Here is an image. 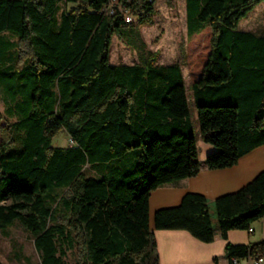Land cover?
Listing matches in <instances>:
<instances>
[{"label":"trees","instance_id":"obj_1","mask_svg":"<svg viewBox=\"0 0 264 264\" xmlns=\"http://www.w3.org/2000/svg\"><path fill=\"white\" fill-rule=\"evenodd\" d=\"M62 1L76 6L58 16ZM107 1L0 0V90L15 119L0 127V232L21 225L41 264H69V255L73 264H160L149 198L202 169L182 67L158 65L136 31L153 24L155 0L128 4L134 24L115 7L103 14ZM262 2L185 0L188 39L211 32L191 86L200 138L215 148L209 170L264 145V37L234 30ZM114 36L139 63H110ZM61 131L71 146H53ZM214 206L217 228L194 193L158 210L154 227L204 243L249 231L264 219V171ZM262 251L264 241L228 243L224 256L233 264Z\"/></svg>","mask_w":264,"mask_h":264},{"label":"rangeland","instance_id":"obj_2","mask_svg":"<svg viewBox=\"0 0 264 264\" xmlns=\"http://www.w3.org/2000/svg\"><path fill=\"white\" fill-rule=\"evenodd\" d=\"M75 4H67L64 1L59 3L58 16L63 12L75 7ZM156 14L151 26H144L136 29L141 40L146 45V51L159 52L158 65L180 64L182 67L185 84L190 96L191 121L194 126V135L197 141L199 160L215 151V148L205 143L200 138L197 112L192 102V84L197 80L206 63L210 52L211 32L209 29L202 34L189 40L186 28V6L185 0H155ZM235 31H245L257 36L264 37V2L256 6L246 16H244L234 28ZM140 62L138 53L125 45L117 36L113 37L110 48V63L113 65L132 66ZM11 105L7 103L0 90V114L4 119L0 127L6 122H14L9 118ZM0 130V141H1ZM72 145L70 137L61 131L53 139L55 147H69ZM211 149L210 151H208ZM131 164L136 162L134 154L127 158ZM210 216L216 220L214 204L210 205ZM264 219L256 222L253 228L258 235L262 234L261 223ZM35 238L26 232L21 225L15 224L4 232H0V261L2 264H41V258L34 244ZM69 264H73L72 255L67 259ZM242 264H247L242 260Z\"/></svg>","mask_w":264,"mask_h":264},{"label":"crops","instance_id":"obj_3","mask_svg":"<svg viewBox=\"0 0 264 264\" xmlns=\"http://www.w3.org/2000/svg\"><path fill=\"white\" fill-rule=\"evenodd\" d=\"M200 162L202 169L196 177L162 186L152 192L149 198V226L156 238L160 264H215V259L218 260L217 264H229L224 256L228 243L250 245L264 241V222L260 226L261 235L253 227L254 233L232 230L226 239L217 238L212 243L201 242L184 230L155 229V213L160 209L178 206L188 193L203 195L212 205L219 197L236 193L251 183L264 171V145L240 158L231 168L209 170L205 167L204 158H200ZM213 225L217 228L215 219Z\"/></svg>","mask_w":264,"mask_h":264},{"label":"built area","instance_id":"obj_4","mask_svg":"<svg viewBox=\"0 0 264 264\" xmlns=\"http://www.w3.org/2000/svg\"><path fill=\"white\" fill-rule=\"evenodd\" d=\"M132 0H108L107 3L103 6V14H105V7H115L116 15L123 17L125 23L134 24L137 22L136 17L132 14L130 7L128 4L131 3ZM249 233H254V229L250 228ZM244 261L247 264H263L264 263V251L260 254L255 255L254 257L249 256ZM233 264H242V260H234Z\"/></svg>","mask_w":264,"mask_h":264},{"label":"bare ground","instance_id":"obj_5","mask_svg":"<svg viewBox=\"0 0 264 264\" xmlns=\"http://www.w3.org/2000/svg\"><path fill=\"white\" fill-rule=\"evenodd\" d=\"M105 12H106V13H109V14H113V9H112V7H106Z\"/></svg>","mask_w":264,"mask_h":264}]
</instances>
